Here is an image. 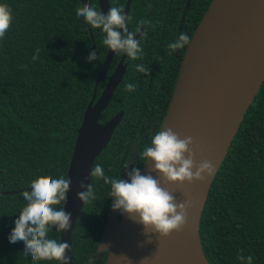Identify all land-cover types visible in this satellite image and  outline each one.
Instances as JSON below:
<instances>
[{"label": "trees", "instance_id": "16d2710c", "mask_svg": "<svg viewBox=\"0 0 264 264\" xmlns=\"http://www.w3.org/2000/svg\"><path fill=\"white\" fill-rule=\"evenodd\" d=\"M127 1L110 3L124 8ZM97 2L89 0L98 9ZM186 2H131L129 31L137 32L140 20L147 21L140 44L151 78L142 80L136 71L141 63L130 59L123 82L100 116L106 122L125 111L94 163L103 167L106 176L122 178L134 145L131 168L141 170L146 161L143 150L155 135L150 128L156 122V110L161 124L189 44L171 55L168 45L181 33L192 39L212 0H191L188 9ZM0 4H7L13 16L10 29L0 39V193H6L0 194V264H34L24 254L22 241L13 244L8 239L27 204L21 190L31 189L32 181L42 175L67 179L84 113L95 89L98 96L105 86L106 80L96 88L99 67L96 61H87L93 45L101 54L105 36L76 16L81 0H0ZM37 49L38 59L33 60ZM172 63L176 69L169 74L170 83L160 88L156 78H162V70ZM128 83L137 86L134 92L125 90ZM150 113L155 115L147 118ZM90 184L95 199L85 203L74 228L73 264H105L108 255L106 250L99 251V242L113 201L111 186L93 176ZM61 232L53 228L49 237L60 241ZM200 234L209 264H244L240 255H251L253 264H264V83L215 177Z\"/></svg>", "mask_w": 264, "mask_h": 264}, {"label": "water", "instance_id": "95a60500", "mask_svg": "<svg viewBox=\"0 0 264 264\" xmlns=\"http://www.w3.org/2000/svg\"><path fill=\"white\" fill-rule=\"evenodd\" d=\"M98 2L106 15L111 7L109 0ZM131 2L127 1L125 16H128ZM81 3L87 5L89 0H81ZM190 4L188 0L187 9ZM113 54L110 51L99 65L96 88ZM123 69L113 74L96 103L95 89L78 129L67 175L71 185L63 205L72 219L69 230L61 232L60 240L69 244L66 255L70 264H73V231L85 206L77 198V193L82 191L80 184L85 185L83 190L86 191L96 159L108 146L122 120L121 112L105 123L99 122L123 78ZM263 83L264 0H240L232 10L228 9V0H212L193 34L192 43L186 47L160 130L171 128L181 139L193 137L195 163L209 160L216 170L203 183H185L181 187L169 185L158 173L150 172L152 164L145 161L142 174H151L174 195L177 203L185 199L191 201L187 224L180 233L162 238L152 232L145 233L143 225L126 214L119 221L120 212L113 211L111 206L99 242V251L108 250L105 264H209L200 234L203 211L215 177ZM131 164L130 160L122 180H126ZM28 190L31 189L21 192Z\"/></svg>", "mask_w": 264, "mask_h": 264}, {"label": "clouds", "instance_id": "9594fccd", "mask_svg": "<svg viewBox=\"0 0 264 264\" xmlns=\"http://www.w3.org/2000/svg\"><path fill=\"white\" fill-rule=\"evenodd\" d=\"M76 16L93 29H99L104 34L103 44L114 53H124L132 60L143 57V48L140 40L136 39L137 32H130L127 22L130 16H125L122 7H110L105 15L91 4L83 5L76 9ZM13 20L12 9L7 4H0V39L11 27ZM141 24L145 23L143 20ZM121 30L123 35L121 34ZM192 43L191 37L181 33L178 40L168 45L169 54ZM37 54L33 60L38 59ZM98 59L95 51L87 57L88 62ZM136 71L147 76L150 72L143 64L136 65ZM136 85L128 83L125 90L134 92ZM195 139L191 136L181 139L171 128L159 130L151 140V145L143 150V157L152 164L151 171L158 173L169 185H191L193 182L203 183L215 172L214 164L209 160L195 163L193 146ZM146 163V164H147ZM91 176L103 179L105 184L111 186L110 197L114 201L113 211L126 214L129 218L142 224L144 231L158 234L162 238L169 237L172 233H180L188 221V211L191 201L185 199L177 203L174 195L160 185V182L151 174H142L135 166L127 172V180L120 177L106 176L101 165L96 164L91 170ZM71 180L60 177L54 179L42 175L32 181L31 191L22 193L27 202L15 220L8 239L10 243L22 241L25 245L24 254L30 255L34 264L41 261L57 262V264H70L66 255L69 251L67 242H60L49 237V232L54 228L57 232H67L70 228L72 214L66 212L64 207H58L67 202ZM82 191L77 193V198L84 204L95 199L94 189L89 184L85 189L80 184ZM142 246V245H141ZM238 259L244 264H253L251 255H240Z\"/></svg>", "mask_w": 264, "mask_h": 264}, {"label": "flooded vegetation", "instance_id": "af4514ba", "mask_svg": "<svg viewBox=\"0 0 264 264\" xmlns=\"http://www.w3.org/2000/svg\"><path fill=\"white\" fill-rule=\"evenodd\" d=\"M98 1V0H97ZM109 2H110V0H109ZM187 2H188V0H187ZM187 2H186V6H185V8L187 9ZM97 4H98V9L102 12V10H101V8H100V6H99V2H97ZM132 4V3H131ZM126 5H127V2H126V4H125V6H124V12H125V9H126ZM110 6L112 7V5H111V3H110ZM130 9H131V6H130ZM129 14H130V11H129V13H128V16H129ZM183 20H184V15L182 16V19H181V23L183 22ZM141 21V20H140ZM145 23H143V24H141V26H140V28L138 29V31H137V36H136V39L139 41H141L142 39H143V37H144V35L146 34V27H147V21H144ZM179 29H181V24H180V26H179ZM98 32H99V29H96ZM97 32V33H98ZM93 35V34H92ZM123 35V34H122ZM103 36H105V34H103ZM93 38V42H95V37L93 36L92 37ZM94 47H95V49H94ZM186 50V49H185ZM93 51H95L96 53H97V56H98V59L96 60V63H97V65H98V67H99V65L101 64V63H103L105 60H106V58H107V56H108V54L110 53V49L107 47V46H105L103 43H102V45H101V54H100V51L99 50H97L96 49V46L95 45H93ZM185 54V53H184ZM101 55H102V57H101ZM174 56H175V54H174ZM183 57H184V55H183ZM183 57H182V60H183ZM130 57H128L126 54H124V53H114L113 54V57H112V59H111V61H110V65H109V68H108V70L106 71V74L104 75V77H103V79L102 80H100L99 82H104L105 80V86L103 87V89H102V91L100 92V94H98V96H97V92H96V94H95V100H94V102L96 103L97 101H98V99L100 98V96L102 95V93H103V91H104V89H105V87L107 86V84L109 83V81H110V79H111V77L113 76V74L118 70V69H122V68H124L123 70H124V75H123V78H122V80H121V82L118 84V86L123 82V80H124V78H125V76H126V74H127V71H128V68H129V62H130ZM182 60H181V64H182ZM139 62L141 63V64H143L144 66H145V63H146V57L143 55V57H142V59H139ZM181 64H180V68H181ZM176 68H175V64L174 63H172L171 64V66H170V68L168 69V68H166L165 69V71L164 70H162V73H163V75H162V78H160V77H157L156 78V80H160V88H164V86L166 85H169V81L171 80V78L169 77V74H171V75H173L174 74V70H175ZM99 76V75H98ZM139 76L141 77V79L142 80H145V79H147V78H151V74H148L147 76H145L143 73H139ZM98 79V78H97ZM96 83H97V81H96ZM117 86V87H118ZM98 87V86H97ZM117 87L115 88V90H114V92L116 91V89H117ZM97 91V90H96ZM114 92H113V95H114ZM113 95H112V98H113ZM94 97V96H93ZM166 96L164 95L163 96V98H165ZM112 98H111V100H112ZM111 100H110V102H109V104H108V106L110 105V103H111ZM108 106H107V108H108ZM158 107V106H157ZM106 108V109H107ZM105 109V110H106ZM159 109V108H158ZM168 109V108H167ZM104 110V111H105ZM103 111V112H104ZM123 113V115H122V119H123V117H124V114H125V111L124 110H120V111H118L115 115H113L110 119H112L114 116H116L117 114H119V113ZM167 112V111H166ZM102 114V113H101ZM155 115V113H150V114H148V115H146L147 116V118H151V117H153ZM166 115V114H165ZM101 116V115H100ZM160 117V112H159V110H156V122H154V123H152L151 124V128H150V131H151V134H154V133H156L157 131H159L160 130V127H161V124H158V121H157V119ZM165 117V116H164ZM109 119V120H110ZM108 120V121H109ZM122 121V120H121ZM99 122L100 123H105V122H101L100 121V118H99ZM121 123V122H120ZM119 126V125H118ZM135 153H136V146L134 145V147H133V152H132V155H131V157H130V159H129V161H128V164H127V167H128V165H129V163H130V160H131V162H132V159H133V157H134V155H135ZM132 158V159H131ZM131 166H132V164H131ZM142 169V168H141ZM126 180H127V178H126ZM112 203H113V201H112ZM111 206H112V204H111ZM110 210H111V207H110ZM110 210H109V213H110ZM109 213H108V216H109ZM121 216H122V214L121 213H119V217H118V219H119V221H120V219H121ZM107 219H108V217H107ZM107 222V221H106ZM105 226H106V224H105ZM104 229H105V227H104ZM104 231V230H103ZM106 251H107V253H108V250L106 249Z\"/></svg>", "mask_w": 264, "mask_h": 264}, {"label": "bare ground", "instance_id": "6f19581e", "mask_svg": "<svg viewBox=\"0 0 264 264\" xmlns=\"http://www.w3.org/2000/svg\"><path fill=\"white\" fill-rule=\"evenodd\" d=\"M240 0H228V9L232 10L237 6Z\"/></svg>", "mask_w": 264, "mask_h": 264}]
</instances>
